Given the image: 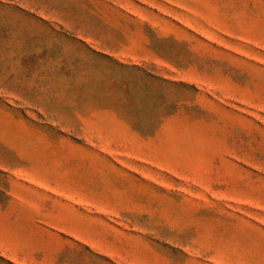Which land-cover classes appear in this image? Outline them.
Masks as SVG:
<instances>
[{"label":"rangeland","instance_id":"obj_1","mask_svg":"<svg viewBox=\"0 0 264 264\" xmlns=\"http://www.w3.org/2000/svg\"><path fill=\"white\" fill-rule=\"evenodd\" d=\"M0 264H264V0H0Z\"/></svg>","mask_w":264,"mask_h":264}]
</instances>
